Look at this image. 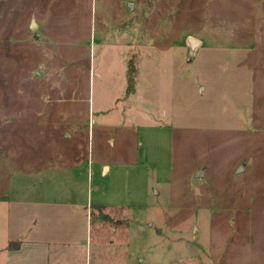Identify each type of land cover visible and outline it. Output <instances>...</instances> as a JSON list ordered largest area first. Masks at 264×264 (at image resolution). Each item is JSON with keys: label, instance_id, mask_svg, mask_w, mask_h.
<instances>
[{"label": "rangeland", "instance_id": "rangeland-1", "mask_svg": "<svg viewBox=\"0 0 264 264\" xmlns=\"http://www.w3.org/2000/svg\"><path fill=\"white\" fill-rule=\"evenodd\" d=\"M0 148L82 264H264V0H0Z\"/></svg>", "mask_w": 264, "mask_h": 264}, {"label": "crops", "instance_id": "crops-1", "mask_svg": "<svg viewBox=\"0 0 264 264\" xmlns=\"http://www.w3.org/2000/svg\"><path fill=\"white\" fill-rule=\"evenodd\" d=\"M1 153L0 148V162H5L4 152L2 155ZM3 164L0 165L2 172L8 173L11 167ZM57 167L59 170L61 169V167ZM65 171L68 175L69 169H65ZM37 181L42 183L43 178L39 177ZM79 184L81 183L71 180L49 185L53 186L52 188L71 189ZM8 188H5L3 194L0 192V241H2L0 243L2 263L0 264H82L88 259L90 243L89 245L86 242L83 243L80 241L81 237H77L82 219L77 211L76 200L68 205L63 203L54 205L53 201L47 197L48 193L41 191L31 195L26 204L24 202L26 200L23 198L25 191L19 193L18 199L15 197L10 199ZM19 188L25 189L26 187L19 186ZM1 195L3 196L1 197ZM78 204H80L79 201ZM103 210L104 205L95 200L94 204L89 205V212H86L89 224L93 218L96 223L94 225L101 230L106 227L102 221L109 219ZM117 225L115 222L111 224L112 233L116 231ZM86 227L88 229V218ZM16 231L18 234H15ZM20 233L24 234L15 238ZM10 243H16V246L9 248ZM93 247L128 246L110 243L108 245L95 244ZM115 261H112L111 264H114Z\"/></svg>", "mask_w": 264, "mask_h": 264}, {"label": "trees", "instance_id": "trees-1", "mask_svg": "<svg viewBox=\"0 0 264 264\" xmlns=\"http://www.w3.org/2000/svg\"><path fill=\"white\" fill-rule=\"evenodd\" d=\"M132 69L128 71V82H129V87H128V90L130 91L132 89V78H131V75H132ZM16 246V243H10L9 244V248H14Z\"/></svg>", "mask_w": 264, "mask_h": 264}, {"label": "water", "instance_id": "water-1", "mask_svg": "<svg viewBox=\"0 0 264 264\" xmlns=\"http://www.w3.org/2000/svg\"><path fill=\"white\" fill-rule=\"evenodd\" d=\"M36 25V23H35V21L32 19L31 20V23H30V27H33V26H35ZM191 41H192V43H195V39H191ZM199 176V175H198Z\"/></svg>", "mask_w": 264, "mask_h": 264}]
</instances>
